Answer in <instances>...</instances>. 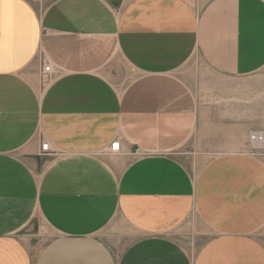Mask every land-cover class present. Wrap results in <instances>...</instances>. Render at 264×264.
I'll list each match as a JSON object with an SVG mask.
<instances>
[{"label": "crops", "instance_id": "1", "mask_svg": "<svg viewBox=\"0 0 264 264\" xmlns=\"http://www.w3.org/2000/svg\"><path fill=\"white\" fill-rule=\"evenodd\" d=\"M195 1L0 0V264H264V163L172 153L264 130V0Z\"/></svg>", "mask_w": 264, "mask_h": 264}, {"label": "rangeland", "instance_id": "2", "mask_svg": "<svg viewBox=\"0 0 264 264\" xmlns=\"http://www.w3.org/2000/svg\"><path fill=\"white\" fill-rule=\"evenodd\" d=\"M187 8L190 12V14H192V16L195 18V9L199 8V11L201 8H204L206 6L205 3H201V2H196L195 0H187ZM205 10V8L203 9ZM215 17L217 16V14L215 13L214 15ZM211 17V14H209V18ZM225 17V16H224ZM228 20L232 21L230 18H227ZM227 19H222L221 22H227ZM208 22L210 23V21L208 20ZM187 76L184 77V79H187V85L190 86V89L193 93V95L195 97H197L198 100H202L204 104L206 103H211L210 101H213V104L211 106L215 107L216 110L219 111H223L225 110V108L227 107L226 105V96H220V95H216L214 98H210L209 96H207V93L204 91V86H202L203 84L200 82V72H201V68L199 67V75L197 76L198 81L196 82V76H195V69L189 68L187 67ZM216 92V91H215ZM251 97L253 98V95L251 94ZM247 98H250V95L248 94ZM205 107V105L203 106ZM251 108V107H250ZM239 110H241V108H239ZM204 113V111H203ZM203 121L205 122V120H207V123L209 124V120H208V116L206 114H203ZM210 117V116H209ZM224 117V115L222 116ZM221 117V118H222ZM225 121V120H224ZM211 126V124H210ZM214 128H223L226 127L225 123H222V121L218 123H214ZM254 132H264V130H260V131H251L250 133L246 132L244 136H241L240 134H238V132L234 133V136H227L226 132L220 131L219 134H214L217 135L218 137H210V139H212L211 141H214L218 138L223 139V138H234L235 140H243V143H241L242 145L240 146H225V145H221V142H224V140H221L219 145L217 146H203L202 148L200 147H193V140L188 139L186 141L185 144L181 145L180 147L176 148L175 150L172 151V153H176V154H191L194 153L195 151H198L200 149L203 150V154L199 156L198 159V165H201L203 163H205L208 159L214 157L217 154L220 153H224V152H244L247 155H251L252 157H256L259 160H261L264 163V143H254L251 142L249 140V135L251 133ZM208 135L210 136V133L208 132ZM212 135V134H211ZM243 135V134H242ZM207 136V137H209ZM203 137H205V134L203 135ZM114 140H118L117 138H114ZM205 140V138H204ZM235 142V141H233ZM48 143V142H47ZM42 144V143H41ZM50 147V146H49ZM108 146L103 150L104 154H107L109 156L113 155L112 153L115 152H109L108 150ZM54 153L51 149L49 151L48 154H52ZM146 150L145 148L143 150H141L140 147L136 146V148L134 149V154L136 155H144L146 154ZM47 154V155H48ZM39 155V154H38ZM46 155V154H45ZM45 155H40V156H45ZM199 229H203V228H199ZM181 230H184L183 228H177L174 231H172L171 235H173V237H175L176 239H180L179 234L182 233ZM262 232H264V227L261 230ZM16 238L18 237V233H15ZM114 242H118V240L115 239ZM120 242H122V239L120 240ZM117 245H119L120 243H116Z\"/></svg>", "mask_w": 264, "mask_h": 264}, {"label": "built area", "instance_id": "3", "mask_svg": "<svg viewBox=\"0 0 264 264\" xmlns=\"http://www.w3.org/2000/svg\"><path fill=\"white\" fill-rule=\"evenodd\" d=\"M33 1H39V0H33ZM42 71L45 75H48L51 72L50 65H45L42 68ZM249 140L254 143H264V132H254L249 135ZM109 152H117L119 150V141L114 140L112 141L107 149ZM50 151L49 144L47 142H43L40 146L39 155H45L48 154Z\"/></svg>", "mask_w": 264, "mask_h": 264}]
</instances>
